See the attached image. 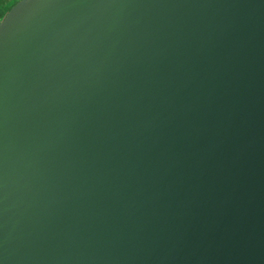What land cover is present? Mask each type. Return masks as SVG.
<instances>
[{"label":"water","instance_id":"water-1","mask_svg":"<svg viewBox=\"0 0 264 264\" xmlns=\"http://www.w3.org/2000/svg\"><path fill=\"white\" fill-rule=\"evenodd\" d=\"M0 264H264V0H18Z\"/></svg>","mask_w":264,"mask_h":264},{"label":"trees","instance_id":"trees-1","mask_svg":"<svg viewBox=\"0 0 264 264\" xmlns=\"http://www.w3.org/2000/svg\"><path fill=\"white\" fill-rule=\"evenodd\" d=\"M18 0H0V20Z\"/></svg>","mask_w":264,"mask_h":264}]
</instances>
